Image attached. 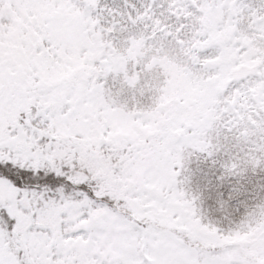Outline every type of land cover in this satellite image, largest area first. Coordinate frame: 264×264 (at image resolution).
Returning <instances> with one entry per match:
<instances>
[{
  "label": "snow or ice",
  "instance_id": "1",
  "mask_svg": "<svg viewBox=\"0 0 264 264\" xmlns=\"http://www.w3.org/2000/svg\"><path fill=\"white\" fill-rule=\"evenodd\" d=\"M261 173L264 0H0V264H264Z\"/></svg>",
  "mask_w": 264,
  "mask_h": 264
},
{
  "label": "trees",
  "instance_id": "2",
  "mask_svg": "<svg viewBox=\"0 0 264 264\" xmlns=\"http://www.w3.org/2000/svg\"><path fill=\"white\" fill-rule=\"evenodd\" d=\"M81 66V62L68 63L64 65L63 75H70L72 72L76 71L77 68ZM172 80L169 79L166 82L165 88L161 90L160 103L158 107L161 106L162 99L165 95V92L172 88ZM163 103V102H162ZM192 171L191 177V187L193 191L198 192L200 195V200L204 209V212L212 217H218L230 214L234 207L238 204V201L244 199L243 195L244 190L242 188H237L233 184V191L231 193V200L221 197V192L227 193L228 184L227 181L223 183L215 180V176L218 174L215 169L210 168L207 164L203 163L196 158H193L192 163L190 164ZM253 183H262L264 184V173L259 174L257 177H253ZM250 187V186H249ZM251 193H246L250 195ZM232 201V202H231ZM243 204V201H240ZM243 234H234V239L242 238Z\"/></svg>",
  "mask_w": 264,
  "mask_h": 264
},
{
  "label": "rangeland",
  "instance_id": "3",
  "mask_svg": "<svg viewBox=\"0 0 264 264\" xmlns=\"http://www.w3.org/2000/svg\"><path fill=\"white\" fill-rule=\"evenodd\" d=\"M172 88H170L168 91L165 92V95L162 99V102H161V106H164V105H168V104H171L174 100H176L178 98V94H179V90H180V84L178 81L176 82H173L172 81V84H171ZM243 238V236H242Z\"/></svg>",
  "mask_w": 264,
  "mask_h": 264
}]
</instances>
